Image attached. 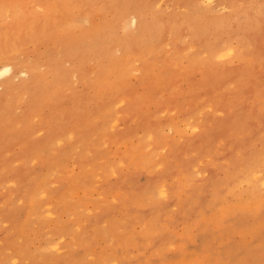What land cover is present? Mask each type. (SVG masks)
<instances>
[{"label": "rangeland", "instance_id": "rangeland-1", "mask_svg": "<svg viewBox=\"0 0 264 264\" xmlns=\"http://www.w3.org/2000/svg\"><path fill=\"white\" fill-rule=\"evenodd\" d=\"M263 13L0 0V264H264Z\"/></svg>", "mask_w": 264, "mask_h": 264}, {"label": "bare ground", "instance_id": "bare-ground-1", "mask_svg": "<svg viewBox=\"0 0 264 264\" xmlns=\"http://www.w3.org/2000/svg\"><path fill=\"white\" fill-rule=\"evenodd\" d=\"M264 14V13H263ZM257 24H259V23H257ZM255 25V27H257L258 25ZM251 26H253L252 25V23H251ZM98 26H96V28H97ZM249 27V26H248ZM260 28V27H259ZM251 30V29H250ZM252 31V30H251ZM96 33H98V36H99V32H96ZM95 33V34H96ZM96 38H97V36H96ZM99 38V37H98ZM77 42H78V40H77ZM88 42V41H87ZM80 44V43H79ZM70 45V44H69ZM69 45L67 46V47H69ZM222 46H225L224 44L222 45ZM98 47V46H97ZM70 50H72V49H70ZM221 52V51H220ZM219 53V52H218ZM8 61V60H7ZM4 62V61H3ZM9 62V61H8ZM0 63H1V61H0ZM10 64H0V73H2V74H0V80L1 79H3V78H5L6 76H10L11 75V73H12V65H11V62H9ZM8 87V86H7ZM103 263V262H102Z\"/></svg>", "mask_w": 264, "mask_h": 264}, {"label": "snow or ice", "instance_id": "snow-or-ice-1", "mask_svg": "<svg viewBox=\"0 0 264 264\" xmlns=\"http://www.w3.org/2000/svg\"><path fill=\"white\" fill-rule=\"evenodd\" d=\"M0 74H2V73H0Z\"/></svg>", "mask_w": 264, "mask_h": 264}]
</instances>
